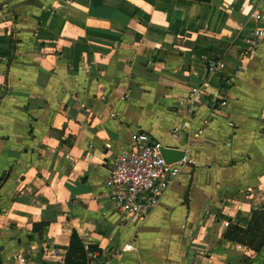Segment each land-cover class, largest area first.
Returning a JSON list of instances; mask_svg holds the SVG:
<instances>
[{
	"label": "crops",
	"instance_id": "obj_1",
	"mask_svg": "<svg viewBox=\"0 0 264 264\" xmlns=\"http://www.w3.org/2000/svg\"><path fill=\"white\" fill-rule=\"evenodd\" d=\"M255 27L264 0H0V264H64L73 231L86 264H264L224 237L264 211ZM137 130L190 162L128 218L106 180Z\"/></svg>",
	"mask_w": 264,
	"mask_h": 264
},
{
	"label": "built area",
	"instance_id": "obj_2",
	"mask_svg": "<svg viewBox=\"0 0 264 264\" xmlns=\"http://www.w3.org/2000/svg\"><path fill=\"white\" fill-rule=\"evenodd\" d=\"M251 17L259 20L257 14H252ZM249 35L245 42L252 48L264 37V30L255 27ZM223 65L220 61L209 60L207 71L211 74ZM198 133H201V130ZM161 149L160 143L150 134L137 130L132 135L129 147L117 153L112 160L106 185L112 191L114 207L128 218H143L158 204L160 197L182 168L190 162L185 157L175 162H167ZM122 249L135 251L133 240Z\"/></svg>",
	"mask_w": 264,
	"mask_h": 264
},
{
	"label": "trees",
	"instance_id": "obj_3",
	"mask_svg": "<svg viewBox=\"0 0 264 264\" xmlns=\"http://www.w3.org/2000/svg\"><path fill=\"white\" fill-rule=\"evenodd\" d=\"M195 1L209 2V0ZM224 237L258 251L264 245V211L252 210L250 222L246 228L230 225ZM64 264H86L84 245L75 231L70 236Z\"/></svg>",
	"mask_w": 264,
	"mask_h": 264
},
{
	"label": "water",
	"instance_id": "obj_4",
	"mask_svg": "<svg viewBox=\"0 0 264 264\" xmlns=\"http://www.w3.org/2000/svg\"><path fill=\"white\" fill-rule=\"evenodd\" d=\"M162 155L167 162H175L183 156L182 151L174 150L173 148H162ZM176 152V153H174ZM174 154H177L176 156Z\"/></svg>",
	"mask_w": 264,
	"mask_h": 264
},
{
	"label": "rangeland",
	"instance_id": "obj_5",
	"mask_svg": "<svg viewBox=\"0 0 264 264\" xmlns=\"http://www.w3.org/2000/svg\"><path fill=\"white\" fill-rule=\"evenodd\" d=\"M134 218H137V217H134Z\"/></svg>",
	"mask_w": 264,
	"mask_h": 264
}]
</instances>
